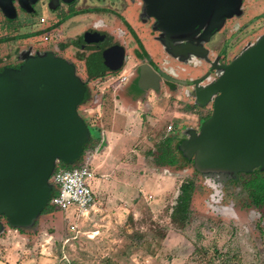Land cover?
Listing matches in <instances>:
<instances>
[{"label": "rangeland", "instance_id": "374dc122", "mask_svg": "<svg viewBox=\"0 0 264 264\" xmlns=\"http://www.w3.org/2000/svg\"><path fill=\"white\" fill-rule=\"evenodd\" d=\"M135 1L105 6L101 2L94 5L93 0H0V40H4L0 41V73L20 74L29 60L61 58L68 60L75 77L86 88L87 97L76 112L89 132L87 148L83 155L59 163L77 168L84 157L95 174L86 182L97 196L87 216L77 221L78 238L65 241L72 236L68 229L72 214L56 209L42 213L56 193L50 176L47 202L30 220L13 227L8 219L0 217V264H264V210L250 204L241 186V176L251 172L198 171L193 155L182 145L211 116L212 104L200 107L191 87L177 83L169 97L163 83L158 94L166 100L160 97L157 102H162L154 111V102L142 98L136 109L135 139L123 140L125 148L111 149L104 130L113 116L123 115L115 105L119 84L112 83L119 72L90 75L79 61L88 52L70 44L72 40L85 46L96 43L97 34L112 31L108 25L113 26L114 15L122 13L134 26L137 43L144 41L151 64L162 60L164 74L177 81L194 82L213 70L204 85L222 74L214 67L229 64L264 35V0H239L235 13L225 17L209 40L196 41L188 33L177 37L181 44L176 49L169 46L156 21L145 13L141 0ZM67 6L70 11L86 7L92 12L61 29V21L72 16L65 13ZM39 16L47 23L40 24ZM15 20L17 23H12ZM5 21L12 23L9 29ZM55 22L57 25L52 26ZM45 30L47 40L43 39ZM7 34L15 39H7ZM119 38L127 57L136 54L139 58H125L120 72L130 75L137 61L147 62L145 51L140 48L141 42L138 45L123 35ZM183 42L200 52L187 53ZM219 53L222 63L216 66L214 59ZM170 124L174 128L168 133ZM165 140H171L177 152L174 166L167 164L170 158L159 153L160 142ZM94 157L99 161L93 165ZM107 160L115 162L108 171ZM183 185L190 187L186 220L174 214Z\"/></svg>", "mask_w": 264, "mask_h": 264}, {"label": "water", "instance_id": "95a60500", "mask_svg": "<svg viewBox=\"0 0 264 264\" xmlns=\"http://www.w3.org/2000/svg\"><path fill=\"white\" fill-rule=\"evenodd\" d=\"M144 1L145 13L156 20V27L175 49L177 37L188 33L190 39L209 40L240 2ZM188 50L199 53L192 46ZM109 55L111 66L99 72L123 66L121 48H113ZM214 68L222 74L205 86L198 83L206 76L194 81L192 91L200 107L212 104L211 116L183 147L193 155L198 171L225 169L237 174L264 167V35L229 64ZM85 94L73 67L60 59L29 60L20 74L0 73V216L11 223L28 221L38 213L47 200V182L55 163L80 154L89 132L76 109Z\"/></svg>", "mask_w": 264, "mask_h": 264}, {"label": "crops", "instance_id": "0c3cea01", "mask_svg": "<svg viewBox=\"0 0 264 264\" xmlns=\"http://www.w3.org/2000/svg\"><path fill=\"white\" fill-rule=\"evenodd\" d=\"M102 1H104V2H102ZM100 2L103 3L105 6L110 5L109 0H100ZM93 4L98 5L99 1L93 0ZM101 7H104V6L102 5ZM76 9H77L76 12L71 13L72 16H70L71 14H69L68 16H70V17L67 16L68 18H64L63 21H61V23L59 24L61 29L69 27L70 24H72L73 22L75 23V21H77L81 15H87V14H90L92 12L90 8L87 9L86 7L80 8V9H78V7H77ZM82 9L83 10L86 9V10L83 11ZM99 9H101V8H95V10H99ZM77 11H81V12H77ZM98 12L99 13H106V11H98ZM107 13L110 14V12H107ZM41 16H44V15H41ZM41 16H39V17H41ZM85 17H87V16H85ZM101 19L102 18L100 17L99 20H101ZM45 20H46V18H45ZM86 21H88V19ZM112 21L111 22H112L113 26H111L110 24L108 25V27L112 31H106V30L104 31L103 30L102 39H101V37L98 36L99 35L98 34L95 38L97 41L96 43L102 41L105 38V40L108 41V42L105 41L106 44L108 43V46L115 44L117 47H120L123 50L125 48L120 44L121 38H119V37L123 35L126 38H129V36L126 33V26H125L126 24L119 18L118 15H114V20H112ZM46 23H47V20L45 21V23H42V24H46ZM57 23H58V20H57ZM57 23L55 22L52 26L57 25ZM105 24H106V22H104V26H105ZM131 25H132V23H131ZM46 31H48V30H45L43 32L44 33L43 38H46L44 40H47L49 38L48 33ZM115 37H117V38H115ZM112 38H114L115 40H113ZM117 39H119L118 42H116ZM140 40H141V38H140ZM72 41L75 42L76 40H72ZM143 42L144 41L141 40V44ZM93 44H95V42H93ZM188 48H189V46H187V50H188ZM88 54L89 53H87L86 58L84 56L83 57L81 56V59L79 60L82 63H84V65L86 63ZM125 56H126V53H125ZM108 57H109V54H108ZM127 58L134 59V56H131V55L129 57L126 56V59ZM58 59L63 60L65 62L66 61L68 62V60H65V59H61V58H58ZM105 60H107V58ZM161 62H163V61H158V63H157L158 65L156 67L158 68V71L156 70L157 68L155 69V67L153 65L149 66L147 64L146 65L143 64V66H141V68H140L141 78H139L138 80H137V72H136V70L139 66L138 64H136V63H138V61L135 63V67H133V68H135V72H133L130 75L128 74L129 72L127 73V71H123V73L125 75L122 74V72H120L123 70L122 68L124 65L117 71L109 70L105 73V74H107L110 72L109 74H116V72H119L116 76V79L115 80L112 79L114 81L112 83H114V84L118 83L119 84L118 85L119 87L117 88L118 90L116 91L117 97L115 98V102H116L115 105L119 110L122 111V114H123L122 116H116L115 115L112 117L111 121H109L108 123H105L106 130H104V134H105L104 138L106 137L107 141L109 142V147L111 149L117 150L120 148H125L126 145L124 144L123 140L131 138V137H133L131 139L132 141L135 139V136H134V133L136 132L135 125H136V123H137L136 121L138 119V116L136 114V109L140 107L142 98H150V99H148V101L154 102V104H152L151 107H152V110L155 111L159 102L162 99H163L162 101L166 100V98H163L160 94H158L161 90V85L163 83H166L165 84L166 89H167L166 95H168L169 97L172 95V92L174 91L173 85L169 84V83H172V81L166 80L165 78L163 79L162 75H165V74L162 71V69L160 68V65L162 64ZM123 64H124V61H123ZM90 65L93 68H95V71L98 70L96 68V66H98L99 63H97V61L90 62ZM143 73H144V78H142ZM86 74H85V76H86ZM120 76L126 77V81L120 82L119 81ZM87 77L90 78V75H88ZM167 82H168V86H167ZM155 97H157V98H155ZM160 97H161V100L159 102H157L158 99H160ZM160 143H162V142H160ZM101 145L102 144L100 143L99 148L101 147ZM113 158H114V156L112 157V159ZM98 161L99 160L97 157L93 160L92 164L94 165V164L98 163ZM113 164H115V162L111 163V161L107 160L106 170L109 169L110 165L113 166Z\"/></svg>", "mask_w": 264, "mask_h": 264}, {"label": "built area", "instance_id": "2783aa9c", "mask_svg": "<svg viewBox=\"0 0 264 264\" xmlns=\"http://www.w3.org/2000/svg\"><path fill=\"white\" fill-rule=\"evenodd\" d=\"M45 21V18H39L41 24ZM124 80L125 77H119L120 82ZM173 128V125L170 124L167 127V132H171ZM88 159H90L89 156ZM90 165L86 161L81 167L65 169L57 161L50 177V181L56 186V193L49 201V205L64 214H72L73 221L68 225L72 236L65 240L68 242L78 238L80 231L77 221L87 216L88 210L95 205L97 200V196L86 182L87 178L91 179L95 175L90 169Z\"/></svg>", "mask_w": 264, "mask_h": 264}, {"label": "trees", "instance_id": "16d2710c", "mask_svg": "<svg viewBox=\"0 0 264 264\" xmlns=\"http://www.w3.org/2000/svg\"><path fill=\"white\" fill-rule=\"evenodd\" d=\"M87 68H88L87 71L90 75H92V76L99 75L98 74L99 72L95 71V68H93L90 65V62L87 64ZM86 97H87V93H86L83 101H85ZM88 139H87V141H88ZM90 140H93V138H90ZM87 141L83 143L82 150H81L79 156L83 155L85 153V150L87 148V144H86ZM171 143H172L171 140H166V141L160 143L159 153L162 155V157L164 156L166 158H170V159L166 160L167 164L174 166L178 163L177 152L171 146ZM82 158L80 159L81 166L84 164V157H82ZM59 165L65 169H69V167H67L61 163H59ZM242 171L249 172V173L251 172L250 174H247L246 176L243 174H242L243 176H241V179H242L241 180L242 181L241 186H242V189L246 192L248 199L250 200V204L258 210H264V167H258V168H254L251 170H241V171H237V172H242ZM189 191H190V187L185 186V185L182 186V191L177 197L176 206L174 208V214L179 215L180 219H183V220L187 219V214L189 212L188 211L189 203H190ZM43 205L41 208L44 207ZM52 209H54V208L52 206H50L49 202H48L46 204L45 208H43L42 213L48 214L51 212ZM0 217L8 219L7 216H5V215H2ZM7 222L11 226L14 225L13 223H11L9 221V219ZM13 227H15V226H13ZM0 230H1V227H0Z\"/></svg>", "mask_w": 264, "mask_h": 264}, {"label": "flooded vegetation", "instance_id": "af4514ba", "mask_svg": "<svg viewBox=\"0 0 264 264\" xmlns=\"http://www.w3.org/2000/svg\"><path fill=\"white\" fill-rule=\"evenodd\" d=\"M97 1H99L100 2V0H97ZM132 2H136L135 0H131ZM102 2H104V1H102ZM126 2H127V0H109V3L110 4H120V3H122V4H126ZM141 2H142V4L144 5V3H145V1L144 0H141ZM72 10V9H71ZM73 12H75V11H70V9H69V7L67 6V10L65 11V13L66 14H70V13H73ZM118 16H119V18L126 24L125 26H126V33H127V35L129 36V38L130 39H132V40H135V42H136V44H138V45H140V42L139 43H137V41H136V39H135V37H134V34L136 35V36H138L137 35V33H136V31L134 30V26H131V23L128 21V19L126 18V17H128V16H125L124 14L122 15V13H118ZM155 20V19H154ZM132 21V20H131ZM156 21V20H155ZM12 23H17V21L15 20L14 22H12ZM12 23H8V22H6L5 21V26H6V28H10V26L12 25ZM142 24H144V22H142ZM202 32V30L200 31V33ZM98 35V34H97ZM99 37H101V39H102V36L99 34L98 35ZM144 36H146L145 34H144ZM7 37H9L10 39H15V38H13L11 35L9 36L8 34H7V36H6V38ZM147 37V36H146ZM9 38H7V39H9ZM2 39V38H1ZM43 39H46V38H43ZM0 41H4V40H0ZM105 41L106 42H108L107 40H105V38L102 40V41H100V42H98V43H95V44H89V45H87V46H85V45H83V44H81V43H77L76 41L75 42H73V41H71L70 42V44L72 45V46H78V47H80L81 49H85L89 54H88V56H87V60H86V63H85V66H87V64L89 63V62H95V61H97V63H99V65L98 66H96V68L98 69L97 70V72H99V70H101L102 68H106L107 66H111V63H112V60H111V58H109L108 57V54H109V52L113 49V48H115V47H117L115 44L114 45H110V46H108V43L106 44L105 43ZM185 43H187V42H183L182 43V45H184ZM143 44V43H142ZM177 44V43H176ZM179 45L181 44L180 42L178 43ZM205 46V45H204ZM120 48V47H119ZM140 48L141 49H144V51H145V55H146V60H147V62H145V63H138V68H137V70H136V72H137V80L139 79V78H141V71H140V68H141V66H143V64H147V65H153L154 67H155V69L157 68L156 66L158 65V64H151L150 62L152 61L151 59H150V57H149V53H147V50H146V48L143 46V45H140ZM123 54H124V62H125V58H126V56H125V53H126V50L125 49H123ZM186 52H188V50L186 49ZM197 52H200V50H198ZM138 53H140L139 51H138ZM221 53V52H220ZM217 54L216 56H215V62H216V66H219L221 63H222V61H221V54ZM110 56V55H109ZM106 59L107 58V60H104V58ZM134 59L135 60H138L139 58L136 56V54H135V56H134ZM180 59L181 60H183V58L182 57H180ZM162 61V60H161ZM114 62V61H113ZM110 63V64H109ZM213 63V62H212ZM221 65H223L224 66V64L222 63ZM157 71H158V68L156 69ZM107 71H109V70H105V71H101V72H99L98 74L99 75H97V77L98 76H101V75H104ZM110 73V72H109ZM214 72H213V70H211V71H208L207 72V74H205V76H206V79L207 78H209L210 76L209 75H212ZM208 75V76H207ZM88 76V74H86V77ZM204 76V75H203ZM203 76L201 77V78H203ZM201 78H198V79H196V80H199V79H201ZM206 79H204L203 81H201V82H199L198 83V86H205V85H207V84H204L203 85V82L206 80ZM195 80V81H196ZM124 81H126V77H125V80ZM193 81V80H192ZM189 82V81H177V80H175V81H173L172 83H169V84H172L173 86L177 83L178 85H182V86H185V87H191V94H192V91H193V89H194V84H193V82ZM209 83H211V82H209ZM208 83V84H209ZM144 84V83H143ZM167 86H168V82H167ZM176 88H174L173 87V90H175Z\"/></svg>", "mask_w": 264, "mask_h": 264}]
</instances>
